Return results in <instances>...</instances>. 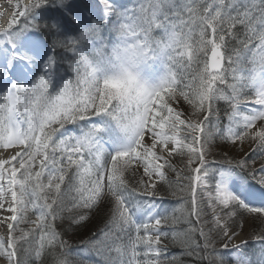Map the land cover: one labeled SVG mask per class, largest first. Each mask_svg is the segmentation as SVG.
<instances>
[{"label": "snow or ice", "instance_id": "snow-or-ice-1", "mask_svg": "<svg viewBox=\"0 0 264 264\" xmlns=\"http://www.w3.org/2000/svg\"><path fill=\"white\" fill-rule=\"evenodd\" d=\"M228 254L264 264V0H0V264Z\"/></svg>", "mask_w": 264, "mask_h": 264}, {"label": "rangeland", "instance_id": "rangeland-1", "mask_svg": "<svg viewBox=\"0 0 264 264\" xmlns=\"http://www.w3.org/2000/svg\"><path fill=\"white\" fill-rule=\"evenodd\" d=\"M158 207L161 208V209H167L169 213H171L173 209H176V212H181V207H178V206L176 208H171V206H169V205L161 206V203H159ZM73 242L74 241H72V243ZM243 252L245 254H248V255H253L254 253L258 254L259 253V246L249 243V245L245 249H243ZM229 256H230V254L225 255V264H234V261L232 259H230ZM253 258H255V257H253ZM100 259H101V256L99 258H95V260L97 262Z\"/></svg>", "mask_w": 264, "mask_h": 264}, {"label": "trees", "instance_id": "trees-1", "mask_svg": "<svg viewBox=\"0 0 264 264\" xmlns=\"http://www.w3.org/2000/svg\"><path fill=\"white\" fill-rule=\"evenodd\" d=\"M177 197H172V196H167L165 199H164V201L163 202H161V206H167V205H169V206H171V208H176L177 206L178 207H180V205L179 204H177ZM176 216L179 218V217H181V212H176ZM178 230H179V227H178ZM74 244L76 243V241H74L73 242ZM171 252L172 253H176V252H178L179 251V248L178 247H172L171 249ZM100 256H98L95 252H93V253H91L90 254V259L92 260V261H95V262H97L96 260H95V258H99ZM87 259L88 258H86V261H87Z\"/></svg>", "mask_w": 264, "mask_h": 264}]
</instances>
